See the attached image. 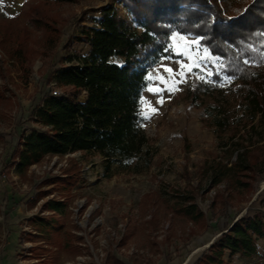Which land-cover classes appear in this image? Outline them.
<instances>
[{
    "label": "rangeland",
    "instance_id": "1",
    "mask_svg": "<svg viewBox=\"0 0 264 264\" xmlns=\"http://www.w3.org/2000/svg\"><path fill=\"white\" fill-rule=\"evenodd\" d=\"M109 5L131 19L121 0H0V264H199L210 243L258 208L264 178L239 175L241 183L224 178L218 184L211 179L220 162L235 159L232 142L237 136L216 132L213 96L197 89L214 75L221 85L231 81L220 71L221 59L201 45L199 56L206 58L183 78L177 74L180 61H190L174 51L148 72L147 79L150 74L153 79L140 98L141 113L146 106L156 109L149 108L148 119L141 115L153 152L148 167L106 170L98 154L81 152L47 156L22 174L10 165L21 132L38 127L32 109L52 88L63 92L50 76L68 62L64 56L70 39L94 25ZM173 34L199 40L173 32L168 47ZM71 49L87 52L84 43ZM162 65L173 69L175 85ZM150 87L161 91H148ZM187 196H193L201 213L196 220L182 211ZM61 198L67 200L63 214L43 208L45 201ZM36 216L55 217L62 226L46 233L47 240H28ZM230 260L264 264V240L258 241L257 255Z\"/></svg>",
    "mask_w": 264,
    "mask_h": 264
},
{
    "label": "trees",
    "instance_id": "2",
    "mask_svg": "<svg viewBox=\"0 0 264 264\" xmlns=\"http://www.w3.org/2000/svg\"><path fill=\"white\" fill-rule=\"evenodd\" d=\"M121 2L131 19L109 5L94 25L82 27L70 39L64 56L68 62L50 76L63 92L55 96L50 90L32 109L31 119L38 127L21 132L10 165L22 174L47 156L81 152L98 154L106 170L140 172L148 167L153 152L148 148L140 98L150 68L161 58L174 55L166 49L170 35L177 32L199 37L200 45L221 59V73L231 79L228 85H221L220 76L214 75L212 82L197 87L213 96L210 105L217 113L211 122L216 132L228 133L231 139L237 136L232 142L235 159L230 165L220 162L211 176L213 183L224 178L241 183L239 175L264 178V0ZM74 43H84L87 52L71 49ZM185 199L183 213L198 219L201 213L196 211L193 196ZM66 206L63 198L43 203L44 209L58 215ZM30 223L34 232L27 234L28 240H47L46 233L62 226L55 217L36 216ZM259 240H264V188L258 208L236 220L198 263L230 264L234 255L255 256Z\"/></svg>",
    "mask_w": 264,
    "mask_h": 264
},
{
    "label": "snow or ice",
    "instance_id": "3",
    "mask_svg": "<svg viewBox=\"0 0 264 264\" xmlns=\"http://www.w3.org/2000/svg\"><path fill=\"white\" fill-rule=\"evenodd\" d=\"M172 41L173 43L169 45L168 49L169 51H174L176 52L177 55H181L186 57V59L188 61H190L189 63H185L184 61H180V71L177 73L178 75H180L182 78L184 77L185 72H191V69L193 66L199 67V60L201 59H205V57H201L199 56V45H200V41L199 40H187V38L183 37V36H177L176 34H173L172 36ZM182 42V43H181ZM194 46L197 48L196 52H193V48ZM204 51L207 53V49H204ZM245 63H247V61H245ZM164 68V72L169 73L170 77L173 81V85H175V83H177V81L175 80L174 76H171V74L173 73V69L171 67H167V66H163ZM157 79H159L162 83L167 84V80L165 79L164 76H158L156 77ZM148 79L151 80L153 79L152 75L150 74L148 76ZM227 79V77H226ZM172 90V89H170ZM148 91H153V92H159L161 91L160 88H149ZM160 103H162L163 101H158ZM147 105V102H146ZM149 108L150 106H146L145 111H143L141 113V115L144 116L145 119L149 118ZM151 112H155L156 109L155 108H150Z\"/></svg>",
    "mask_w": 264,
    "mask_h": 264
},
{
    "label": "built area",
    "instance_id": "4",
    "mask_svg": "<svg viewBox=\"0 0 264 264\" xmlns=\"http://www.w3.org/2000/svg\"><path fill=\"white\" fill-rule=\"evenodd\" d=\"M51 93L55 96H60L61 95V92L57 91L55 88H52L51 89Z\"/></svg>",
    "mask_w": 264,
    "mask_h": 264
},
{
    "label": "water",
    "instance_id": "5",
    "mask_svg": "<svg viewBox=\"0 0 264 264\" xmlns=\"http://www.w3.org/2000/svg\"><path fill=\"white\" fill-rule=\"evenodd\" d=\"M210 244H212V243H210Z\"/></svg>",
    "mask_w": 264,
    "mask_h": 264
}]
</instances>
